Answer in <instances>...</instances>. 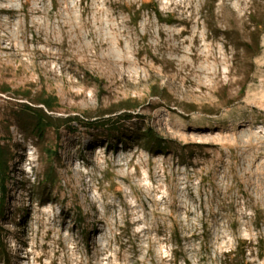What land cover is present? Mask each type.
Returning <instances> with one entry per match:
<instances>
[{
  "label": "rangeland",
  "instance_id": "374dc122",
  "mask_svg": "<svg viewBox=\"0 0 264 264\" xmlns=\"http://www.w3.org/2000/svg\"><path fill=\"white\" fill-rule=\"evenodd\" d=\"M0 146V264H264V0H0Z\"/></svg>",
  "mask_w": 264,
  "mask_h": 264
},
{
  "label": "trees",
  "instance_id": "16d2710c",
  "mask_svg": "<svg viewBox=\"0 0 264 264\" xmlns=\"http://www.w3.org/2000/svg\"><path fill=\"white\" fill-rule=\"evenodd\" d=\"M40 111V110H39ZM32 112L34 113V116L36 118V122H35V127L37 129V131H41L48 123V120L46 119V117L44 115H42L41 113L37 112L36 110H32ZM151 138V136H150ZM5 155H6V151L5 149L0 146V178L2 183L4 182V177L7 173V160L5 159ZM2 188V194L4 193V186L2 184L1 186ZM178 243H180V239L178 238ZM262 242V241H260ZM262 247V246H261ZM240 249L239 245L236 246V249L230 253H228V256H232V260H235L238 256V250ZM263 254V250L260 252L258 257H262ZM233 264V263H231Z\"/></svg>",
  "mask_w": 264,
  "mask_h": 264
}]
</instances>
